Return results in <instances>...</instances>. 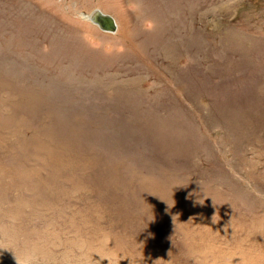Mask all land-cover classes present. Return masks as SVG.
Instances as JSON below:
<instances>
[{
    "label": "rangeland",
    "instance_id": "374dc122",
    "mask_svg": "<svg viewBox=\"0 0 264 264\" xmlns=\"http://www.w3.org/2000/svg\"><path fill=\"white\" fill-rule=\"evenodd\" d=\"M0 264H264V0H0Z\"/></svg>",
    "mask_w": 264,
    "mask_h": 264
},
{
    "label": "water",
    "instance_id": "95a60500",
    "mask_svg": "<svg viewBox=\"0 0 264 264\" xmlns=\"http://www.w3.org/2000/svg\"><path fill=\"white\" fill-rule=\"evenodd\" d=\"M80 18L104 33L114 34L117 31V23L115 19L108 13L95 8L90 12L81 11L78 13Z\"/></svg>",
    "mask_w": 264,
    "mask_h": 264
}]
</instances>
